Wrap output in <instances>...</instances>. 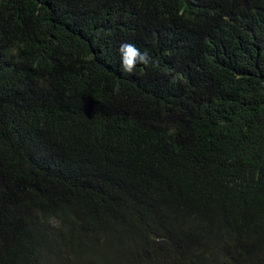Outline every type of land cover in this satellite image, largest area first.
Segmentation results:
<instances>
[{
  "label": "trees",
  "instance_id": "obj_1",
  "mask_svg": "<svg viewBox=\"0 0 264 264\" xmlns=\"http://www.w3.org/2000/svg\"><path fill=\"white\" fill-rule=\"evenodd\" d=\"M156 240L264 264V0H0V264Z\"/></svg>",
  "mask_w": 264,
  "mask_h": 264
},
{
  "label": "clouds",
  "instance_id": "obj_2",
  "mask_svg": "<svg viewBox=\"0 0 264 264\" xmlns=\"http://www.w3.org/2000/svg\"><path fill=\"white\" fill-rule=\"evenodd\" d=\"M119 51L121 53V64L122 70L126 73L131 74L137 63L148 66L150 64L154 65L156 62L152 61L148 53H141L135 45L131 43H123L120 45ZM153 239H156L152 237ZM157 241V240H156ZM160 244L159 249L154 246L150 251L145 252L146 258L151 259L149 264H205L208 259L199 252L198 247L194 248V243L192 242L189 248H184L182 246L178 248H172L171 246L161 247V241H157ZM226 235H220L215 243L214 255H225L230 256L228 249L234 248L232 245L227 248ZM189 256L194 257L192 262Z\"/></svg>",
  "mask_w": 264,
  "mask_h": 264
}]
</instances>
